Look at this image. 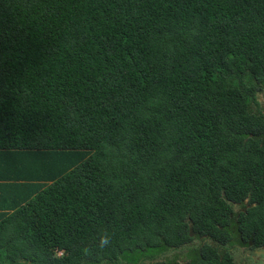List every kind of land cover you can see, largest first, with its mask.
<instances>
[{"label": "trees", "instance_id": "16d2710c", "mask_svg": "<svg viewBox=\"0 0 264 264\" xmlns=\"http://www.w3.org/2000/svg\"><path fill=\"white\" fill-rule=\"evenodd\" d=\"M242 247L264 249V0H0V264Z\"/></svg>", "mask_w": 264, "mask_h": 264}, {"label": "rangeland", "instance_id": "374dc122", "mask_svg": "<svg viewBox=\"0 0 264 264\" xmlns=\"http://www.w3.org/2000/svg\"><path fill=\"white\" fill-rule=\"evenodd\" d=\"M260 251L262 253H264V249H260ZM257 251H250L246 248H240L239 252H236V257H235V261L241 264H264V255H261V252H257ZM172 253V252H171ZM172 255V254H170ZM250 256V258L252 257L253 260L251 261V259H245V256ZM182 257H180L179 259H181ZM258 258V259H257ZM249 260V261H247Z\"/></svg>", "mask_w": 264, "mask_h": 264}, {"label": "flooded vegetation", "instance_id": "af4514ba", "mask_svg": "<svg viewBox=\"0 0 264 264\" xmlns=\"http://www.w3.org/2000/svg\"><path fill=\"white\" fill-rule=\"evenodd\" d=\"M242 248H244V247H242ZM260 249H262V248H260ZM260 249H256V251H257V252H261ZM257 259H258V258H257Z\"/></svg>", "mask_w": 264, "mask_h": 264}, {"label": "clouds", "instance_id": "9594fccd", "mask_svg": "<svg viewBox=\"0 0 264 264\" xmlns=\"http://www.w3.org/2000/svg\"><path fill=\"white\" fill-rule=\"evenodd\" d=\"M107 241L106 240H103L102 243H106Z\"/></svg>", "mask_w": 264, "mask_h": 264}]
</instances>
